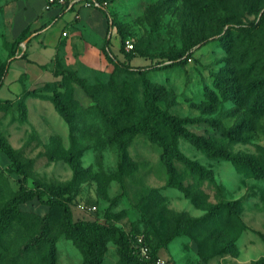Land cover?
I'll return each instance as SVG.
<instances>
[{"label":"rangeland","instance_id":"obj_1","mask_svg":"<svg viewBox=\"0 0 264 264\" xmlns=\"http://www.w3.org/2000/svg\"><path fill=\"white\" fill-rule=\"evenodd\" d=\"M27 1L38 0H0V66L16 37L7 15L18 3L28 7ZM55 7L46 8L44 1L42 11ZM263 11L264 0H224L216 7L205 6V0H108V19L79 16L58 44L47 75L15 97L0 93V134L21 160L29 161L23 177L8 168L9 159L0 151V208L20 194L21 186L41 197L20 203L11 228L0 237V264H45L46 239L55 241L56 264L83 263L76 233L64 228L61 207L49 206L48 197L65 202L73 220L143 235L166 264H249L264 257V178L179 137L180 151L212 169L214 181L198 182L177 162L184 188L168 185L161 147L139 132L122 148L115 129L121 120L111 115L122 105V83L130 86L133 119L144 115L147 80L161 108L193 119L183 124L188 130L264 163V113L250 112L248 85L264 72L257 64L248 67L264 55ZM110 20L118 30L110 48L119 56L120 47L159 54L180 51L201 36L209 39L188 50L186 60L140 74L116 69L105 55ZM251 21L253 29L239 28ZM130 62L146 65L149 59L136 55ZM71 73L85 79L89 92ZM261 84L264 89V80ZM225 85L237 87V99L223 91ZM56 96L65 100L70 121L55 107ZM71 155L77 172L69 164ZM225 202L232 203L229 214L225 208L211 213L212 206ZM84 236L98 264H133L121 258L115 233L86 229Z\"/></svg>","mask_w":264,"mask_h":264},{"label":"trees","instance_id":"obj_2","mask_svg":"<svg viewBox=\"0 0 264 264\" xmlns=\"http://www.w3.org/2000/svg\"><path fill=\"white\" fill-rule=\"evenodd\" d=\"M205 6H224V0H205ZM104 17L108 19L105 12ZM260 20H264V11L260 16ZM113 24V21L110 20L107 25L109 34L105 37L103 46L105 55L114 63L116 69L135 71L140 74L144 73L145 69H155L162 65L169 66L179 60H186L190 54L188 50H190L194 46L206 43L209 39V36L207 35L201 36L197 38L191 45L180 51L163 52L159 54H148L141 51L135 52L132 50L125 51L120 47L119 53L121 54V56H119L118 54L113 53L110 48L111 37L118 33V30L114 29ZM255 26L256 23L254 21H251L244 27L239 28L247 31V29H253ZM30 32V25H28L24 27L11 42L7 60L2 66H0V87L4 82L10 62L15 58L16 51L20 49L19 44L22 41L28 39ZM136 55L145 56L146 58H148L149 64H132L130 61ZM20 57H26L25 51L21 53ZM253 64H257L260 69L263 70L264 55L261 58L254 59L248 67H251ZM261 72L262 75H260L256 79H251L248 82L249 89L252 92L250 95L252 99V108L250 112L258 114L264 113V89H262L261 84V81L264 80V72ZM71 74L78 81L79 85L85 91L89 92L85 79L76 77L74 73ZM223 91L232 98H238L237 87L235 85H225ZM118 94L121 98L122 105L117 109L113 108L111 112L113 120H121L120 125L115 128L117 133L116 139H120L122 148H125L131 140V137L136 133L141 132L144 133L152 142L157 143L161 147L159 157L166 168L168 185L184 188L179 178V172L177 171V162L183 164L187 168L188 172L192 174L193 177L198 180V182L214 181L212 169L205 168L202 164H199L196 160L189 159L180 151L178 147L179 137L186 138L195 148L204 152L208 156L228 160L235 165L247 170L249 175L256 178H264V163H260L256 160L244 157L243 155L237 153L229 152V150H227L226 148L215 144L203 135L196 134L183 126L184 123L190 122L193 119L179 118L169 113L166 109L161 108V106L157 102L156 93L147 80L143 81V97L146 112L136 120L133 119L134 109L132 107L130 97V86L127 83H122L121 87L118 90ZM54 100L55 107L60 112V114L66 120L70 121L69 112L65 100L61 96L54 97ZM235 130L236 128L233 127L232 129L226 131V134L231 136V134H233ZM232 137H234V135H232ZM0 151L4 153L9 159L8 168L18 174H22V176L25 177V167L29 163V161L21 160L19 158V154L8 144V142L1 134ZM69 164L73 168V170L77 172V162L72 155L69 157ZM34 197L41 198L39 193L30 188L26 189L21 186L19 195H14L7 199L4 205L0 208V237L11 228L14 219L19 214L20 203ZM45 202H47L49 206L61 207L63 211L64 228L67 231L76 233V242H78V244L83 248L84 261L82 264H98V261H96V257L94 255L93 245L84 236V230L86 229L93 230L95 232L104 230L107 232L115 233L119 245V254L124 261L132 262L133 264H149L148 261H145L138 256L132 246L134 237L139 233L128 235L122 229L116 226H108L103 223H97L95 221L73 220L70 208L62 200L56 197H48L47 199H45ZM221 208H225L226 212L229 214L233 209L232 203H219L212 206L210 208V211L211 213L218 214ZM206 217L207 215L202 218H197L195 219V221L204 220ZM43 232L45 234V238H47V231L43 230ZM178 233V231H175L173 234L176 235ZM143 238L144 242L149 247L151 257L155 258L157 255L152 251L147 239L145 237ZM36 241L37 239L32 240L31 244L35 243ZM46 241L48 242V247L45 252V264H56L55 241L54 239H46ZM249 264H264V257H261Z\"/></svg>","mask_w":264,"mask_h":264},{"label":"crops","instance_id":"obj_3","mask_svg":"<svg viewBox=\"0 0 264 264\" xmlns=\"http://www.w3.org/2000/svg\"><path fill=\"white\" fill-rule=\"evenodd\" d=\"M44 1H27L28 7L20 6L21 3H18L7 15L8 29L13 33V37L28 25L31 32L28 41L19 44L20 49L16 51L15 58L8 66L4 82L0 87L3 97H15L21 93L23 86L39 81L50 72L49 63L54 58L58 44L68 35L72 23L79 16H93L99 22L102 19L106 20L104 10L91 8L94 10L90 11L86 9L88 7L78 4H56L57 7L43 12ZM63 31L66 32L64 35ZM23 51L26 54L25 58L20 57Z\"/></svg>","mask_w":264,"mask_h":264},{"label":"built area","instance_id":"obj_4","mask_svg":"<svg viewBox=\"0 0 264 264\" xmlns=\"http://www.w3.org/2000/svg\"><path fill=\"white\" fill-rule=\"evenodd\" d=\"M56 4H65V5L78 4L84 7L102 9L107 12L108 0H45L46 8H50L51 6ZM65 33H66L65 31L62 32L63 35ZM132 246L134 248V251L138 254V256L141 259L148 261L149 264H166L165 261L160 257H155V258L151 257L149 247L144 242L143 235L141 234L136 235L132 242Z\"/></svg>","mask_w":264,"mask_h":264}]
</instances>
